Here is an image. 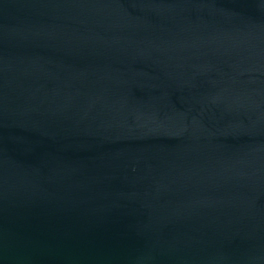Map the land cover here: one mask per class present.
<instances>
[{
	"label": "water",
	"instance_id": "water-1",
	"mask_svg": "<svg viewBox=\"0 0 264 264\" xmlns=\"http://www.w3.org/2000/svg\"><path fill=\"white\" fill-rule=\"evenodd\" d=\"M0 264H264V0H0Z\"/></svg>",
	"mask_w": 264,
	"mask_h": 264
}]
</instances>
